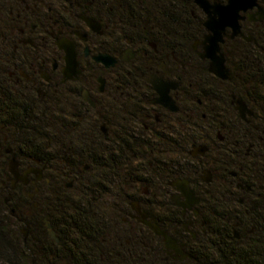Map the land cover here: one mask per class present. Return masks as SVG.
Returning a JSON list of instances; mask_svg holds the SVG:
<instances>
[{
    "label": "flooded vegetation",
    "instance_id": "1",
    "mask_svg": "<svg viewBox=\"0 0 264 264\" xmlns=\"http://www.w3.org/2000/svg\"><path fill=\"white\" fill-rule=\"evenodd\" d=\"M169 1L171 3V0H0V183L8 177L13 190H31L29 195L34 196L32 209L28 211L31 220L38 208L36 197L39 194L73 189L79 177L61 175L52 166H43L42 158L36 155V147L50 144L52 123L59 120L64 130H75L80 136L84 131H100L104 137L111 138L123 130L150 132L162 137L173 124L176 129H182L184 135L188 131V136L193 138L196 115L203 111L206 103L196 101L194 66L181 60L176 43L179 19L177 12L170 9ZM260 2L264 6V1ZM191 14L195 16L193 9ZM263 22L241 21L242 31L249 40L242 36L229 38L232 31L227 30L221 47L229 78L222 81H229L234 72L230 58L233 49L239 50L242 40L252 42L253 28ZM204 38L193 44L198 56L204 49L201 44ZM61 40H68L75 47L77 66L73 71L68 70L67 52L58 44ZM200 59L210 66L209 60ZM154 79L179 84L178 89L171 90L179 112L174 113L157 102L160 94L154 88ZM239 100L244 101L237 99L235 110L247 121L256 111L244 101L253 113H246L243 118L237 110ZM202 115L207 116L204 112ZM224 133V136L219 133L221 141L228 140V134ZM201 144L204 143L198 145ZM204 145L209 148L207 153L192 156L194 159L204 158L212 151L211 144ZM192 146L194 149L197 145L192 143ZM253 148L250 144L245 156H250ZM13 160L18 164L20 177L31 168H41L42 174L29 173L26 179L14 182L16 176L10 172ZM59 160L65 162L67 158ZM213 161L214 157L203 171L211 173L210 183L202 180L205 175H200L197 185L193 175L185 172L174 177L168 188L145 183L152 198L139 191L137 199L130 204L128 215L131 212L133 215L130 214V219L124 218L132 228L143 225L155 234L141 222L140 212H144L158 226L164 221L172 233L179 231L178 238L170 235L187 257L181 261L180 255L166 250L168 259L175 263L187 260L191 242L188 237L196 240L201 234L209 235L207 211L217 203L219 210L235 211L232 225L238 241L248 242L253 238L256 241L257 228L262 225L251 219L247 208L254 210L264 201V183H247L242 167L231 171L226 167L219 172ZM90 169V165L84 167L86 172ZM182 180L189 181L199 199L191 207L178 204L188 203L173 184H182ZM69 182L73 183L71 188L67 186ZM216 192L220 196L218 200ZM259 213L254 218L260 216L264 222V213ZM175 217L182 222L179 229L173 223ZM46 227L49 233L54 230L58 237L53 225L49 228L46 222ZM24 231L29 235V229ZM162 241L164 243L163 238Z\"/></svg>",
    "mask_w": 264,
    "mask_h": 264
},
{
    "label": "trees",
    "instance_id": "2",
    "mask_svg": "<svg viewBox=\"0 0 264 264\" xmlns=\"http://www.w3.org/2000/svg\"><path fill=\"white\" fill-rule=\"evenodd\" d=\"M169 5L178 13L176 43L181 60L195 68L196 101L206 103L203 111L207 116L203 118V112L197 113L195 129L199 126V132L217 131V136L219 132H226L228 140L219 148H212L204 158L194 159L187 148L196 143L195 134L193 138L188 136V131L184 135L183 130L173 124L162 137L150 132L123 130L111 138L104 137L100 131H84L80 136L75 130H64L59 120L52 123L51 142L48 146L36 147V155L42 158L43 166H52L61 175H78L77 186L39 194L36 197L38 208L31 225H27L23 224L22 213L31 217L28 214L33 206L31 196L28 195L23 204H17L12 194L20 191L13 190L11 180L4 177L0 183V264H177L168 259L161 237L143 225L132 228L124 222L122 216L128 214L131 202L137 199L139 186L156 183L168 188L169 182L184 172L192 174L198 185L199 170L212 157L217 171L242 167L247 183H264V22L253 28L252 42L242 40L239 50L233 49L230 58L234 72L229 81H222L210 72L207 63L193 49V44L207 34L202 10L193 0H171ZM192 9L195 16L191 14ZM237 99L254 106L256 113L249 120H242L235 110ZM179 124H182L181 119ZM185 125H189L187 119ZM200 136L201 141H207L206 135L201 133ZM250 144L254 145L253 151L245 156ZM64 156L67 160L60 161ZM204 159L209 161L202 163ZM85 162H90L88 172L97 170L89 179L92 184L117 185V196H121L118 201L101 200L93 195L94 189L92 185L87 186L86 180L79 182L81 174L87 173ZM74 190L77 196L71 194ZM215 196L217 200L220 197L217 192ZM24 206L28 208L26 211ZM219 206L217 203L206 210L209 235L201 234L196 240L188 237L191 239L189 256L178 264H264V222L260 216L254 218L264 210V201L254 210L247 208L251 219L262 224L257 228L256 241L253 238L248 242L235 239L232 225L235 211L219 210ZM11 219L21 221L24 228L30 230L27 238L23 230L10 228ZM46 220L57 231L59 242L49 233ZM173 223L178 229L181 226L177 217ZM159 224L175 238L181 235L179 231L172 233L164 221Z\"/></svg>",
    "mask_w": 264,
    "mask_h": 264
},
{
    "label": "water",
    "instance_id": "3",
    "mask_svg": "<svg viewBox=\"0 0 264 264\" xmlns=\"http://www.w3.org/2000/svg\"><path fill=\"white\" fill-rule=\"evenodd\" d=\"M196 5L200 7L206 15V20L204 26L207 30V34L201 44L203 45V51L199 52V56L202 59H207L210 61L209 70L210 72L222 80H227L229 78V70L226 67V59L222 53V44L225 42V34L228 29L232 31L229 38H236L238 36L246 37L242 31L241 21L248 19L249 21L263 22L264 21V6L259 0H227L226 3L211 2L210 0H194ZM257 10L253 12L254 10ZM88 24L94 28V24L88 20ZM61 48L65 49L67 52V62L68 70L73 71L76 66V51L74 45L68 40H61L58 42ZM199 44V41L197 42ZM197 44L195 48L197 49ZM155 90L160 94V98L157 100L158 103L165 106L170 111L177 113L179 112V106L177 102L171 96L172 89H178L179 84H171L169 82L162 81L160 79L152 80ZM237 110L240 112L243 118L246 117V113L252 114L253 111L247 107V104L239 100ZM208 146L201 144L197 145L192 151V156H204L208 151ZM10 172L16 176L14 182L20 178L26 179L29 173H40L42 174L41 168H31L25 172L24 176L20 177L18 173V164L13 160L10 163ZM206 175L202 176V180L206 183L211 182V173L209 171L204 172ZM41 178V177H38ZM27 182V181H25ZM177 186L178 191H180L183 196L186 197L188 203L180 204V206L187 208L191 207L193 204H197L199 199L195 196L194 192L189 186V181L182 180V184L177 182L173 183ZM67 186L71 188L73 186L72 182L67 183ZM31 198H34L31 195ZM139 209V208H138ZM141 222L149 226L155 234L162 237L164 240V245L167 251H174L176 254L180 255V260H184L187 255L180 248L178 241L163 230L156 223L151 222L148 219V214L140 212ZM47 226L52 227L51 223L47 221ZM50 234L53 239L59 241L54 230H50ZM25 238L28 236V231H24ZM195 236V235H194ZM238 237V233L236 232Z\"/></svg>",
    "mask_w": 264,
    "mask_h": 264
},
{
    "label": "rangeland",
    "instance_id": "4",
    "mask_svg": "<svg viewBox=\"0 0 264 264\" xmlns=\"http://www.w3.org/2000/svg\"><path fill=\"white\" fill-rule=\"evenodd\" d=\"M202 112H205V111H202ZM206 113V112H205ZM201 124V123H200ZM200 128H199V126H196V129H195V131H194V134H195V140H196V143L195 144H198V143H204V144H211L212 145V148H219V146H222L223 144H222V142L223 141H221V139H219L220 138V136L218 135L217 136V131L216 132H214L213 133V131L212 130H210V129H204V131L203 132H199L198 130H199ZM52 133H53V130H52ZM201 133H203L204 135H206L207 136V141H201L200 140V138L199 137H201L200 135H201ZM219 133H221V135L222 136H224V133L223 132H219ZM218 133V134H219ZM199 136V137H198ZM219 137V138H218ZM202 139V138H201ZM193 149V146H192V144L187 148V151L188 152H190L191 150ZM174 157H176V156H174ZM208 161V159H204L203 161H201L202 163L204 162V163H206ZM138 162L139 161H137V162H135L134 163V165H137L138 164ZM85 164H90V162H85ZM84 165V164H83ZM204 166H202V168L199 170V176L200 175H206L203 171H204ZM97 170L96 169H92L91 170V172H87V173H85V174H81V178L79 179L80 181L79 182H84L85 180L87 181V183H88V187L89 186H91L92 185V187H93V189L94 190H92L94 193H93V195L94 196H96L97 198H99V199H101V200H105V201H109V202H116V201H118L119 200V198L121 197V196H117V194H118V189H117V185H111V184H109V183H104V184H102V186H101V184H92V181L91 180H89V179H91V176H93V175H96V172ZM84 177L86 178V179H84ZM99 181H101V180H99ZM78 182V183H79ZM91 183V184H90ZM76 186H77V183L75 184V188H76ZM140 187V192L142 193V195H144L145 193V195H148V197L149 198H152V195H151V191H150V188L146 185V184H144V185H141V186H139ZM144 190V193L142 192ZM76 191L77 190H74L71 194L72 195H74V196H77V193H76ZM29 193H31V190H29V191H25V192H20V193H14V194H12L13 196H14V198L16 199V203L17 204H19V205H21V204H23V202L24 201H26V198L28 197V195H29ZM148 193H150V194H148ZM39 199H42V195H40V197H39ZM139 200V199H138ZM140 201V200H139ZM262 203V202H261ZM30 206V205H29ZM25 211L28 209L26 206H24V207H22ZM262 211V210H261ZM260 211V212H261ZM264 211V210H263ZM262 211V213L261 214H263L264 212ZM131 215H133V213L131 212L130 213ZM130 214L128 215V214H123V218H131L130 217ZM9 218H11L10 216H9ZM22 218H23V224H29V225H31V217H27V215H25V213H22ZM10 228L12 229V230H14V231H21V230H25L26 228H24V226H23V224H22V222L21 221H15V220H13V219H11L10 221ZM182 223V222H181ZM127 227H129V226H127ZM125 230L126 231H128V228H126L125 227ZM30 234V233H29ZM178 264V263H177Z\"/></svg>",
    "mask_w": 264,
    "mask_h": 264
}]
</instances>
